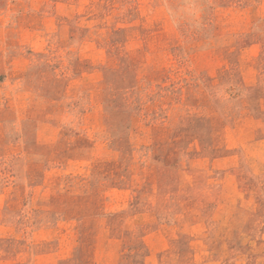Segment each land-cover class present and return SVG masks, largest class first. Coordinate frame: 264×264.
<instances>
[{
	"label": "rangeland",
	"instance_id": "rangeland-1",
	"mask_svg": "<svg viewBox=\"0 0 264 264\" xmlns=\"http://www.w3.org/2000/svg\"><path fill=\"white\" fill-rule=\"evenodd\" d=\"M0 264H264V0H0Z\"/></svg>",
	"mask_w": 264,
	"mask_h": 264
}]
</instances>
